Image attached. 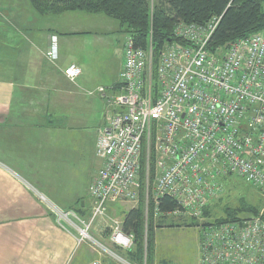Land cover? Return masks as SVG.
I'll use <instances>...</instances> for the list:
<instances>
[{
  "label": "built area",
  "instance_id": "built-area-1",
  "mask_svg": "<svg viewBox=\"0 0 264 264\" xmlns=\"http://www.w3.org/2000/svg\"><path fill=\"white\" fill-rule=\"evenodd\" d=\"M217 23L218 18L205 27L179 22L174 34L184 43L164 46L154 68L151 42L143 49L127 36L116 89L97 88L112 112L98 130L100 165L88 186L90 214L85 219L51 206L57 220L77 232V244L90 238L103 252L88 264H133L114 248L133 246L119 219L111 221V247L88 232L110 202L137 205L142 191L146 208L152 199L158 212L159 199L168 196L179 209L165 214L194 220L202 264H264L262 213L204 216L230 174L264 196V32L210 51L207 42ZM51 48L48 55L55 59V36ZM63 73L73 81L82 70L72 63Z\"/></svg>",
  "mask_w": 264,
  "mask_h": 264
},
{
  "label": "crops",
  "instance_id": "crops-1",
  "mask_svg": "<svg viewBox=\"0 0 264 264\" xmlns=\"http://www.w3.org/2000/svg\"><path fill=\"white\" fill-rule=\"evenodd\" d=\"M43 2L40 12L31 0H0V264H88L91 258L77 246L75 230L59 222L51 206L83 218L90 214L88 186L100 165L98 130L112 112L97 88L115 87L123 65L122 50L109 64L106 35L124 30L104 14L55 13L52 0ZM54 36L55 59L48 55ZM72 63L82 70L73 81L63 73ZM140 199L147 215L143 191ZM152 204V253L146 264H175L164 254L173 246V231L184 227L196 230L177 262L202 264L199 229ZM136 206L110 202L92 235L109 243L108 223H122Z\"/></svg>",
  "mask_w": 264,
  "mask_h": 264
},
{
  "label": "trees",
  "instance_id": "trees-1",
  "mask_svg": "<svg viewBox=\"0 0 264 264\" xmlns=\"http://www.w3.org/2000/svg\"><path fill=\"white\" fill-rule=\"evenodd\" d=\"M52 12L85 11L101 13L118 21L135 46L146 49L151 42L153 47V68L156 66L159 53L169 43H184L174 34L179 22L198 24L205 27L213 18H218L207 42V49L215 51L229 42L246 38L257 32H264V0H52ZM33 6L44 12L43 0H31ZM150 41V42H149ZM155 57V58H154ZM156 59V61H155ZM161 214L179 209L178 204L168 196L159 199L157 205ZM153 204L148 203L147 215L142 199L136 207L124 216L121 229L133 235V250L124 251L126 258L135 264H143L144 245L146 258L152 253L150 219ZM251 212L259 213L250 208ZM208 216V210L204 211ZM264 217V214H263ZM233 219L230 212L221 219ZM189 226H195L193 219H185Z\"/></svg>",
  "mask_w": 264,
  "mask_h": 264
},
{
  "label": "rangeland",
  "instance_id": "rangeland-1",
  "mask_svg": "<svg viewBox=\"0 0 264 264\" xmlns=\"http://www.w3.org/2000/svg\"><path fill=\"white\" fill-rule=\"evenodd\" d=\"M126 35L127 33L124 31L107 33L106 50H105V47L103 49L105 50L106 58L111 59L112 63H109V64L112 65L113 62L115 63L119 60L116 58L119 56L120 50L123 51V45H124V40H125ZM221 181L223 182V192L216 200L212 201L211 205L207 209L208 216L204 215L205 217L221 219L225 215H228V212H230L231 216L243 217V218L253 217L260 213L264 214V196L260 194V192L256 188H254L251 184L247 183L244 179H242L239 175L235 173L222 178ZM130 204L133 205L134 203L130 202ZM118 206H119V209L121 210V206L119 204ZM250 208L257 210L259 213L251 212ZM177 214H174V215L171 214L168 217H171L173 219L175 218L174 220H176V217H177L176 222L182 221V219H185V218L189 220V217L183 214H179V213ZM102 218L95 219L91 225L92 226L95 225L97 220L102 219ZM85 219H87V216L85 217ZM108 225H111V222H109ZM89 230H90V232H88L89 235H91L93 239L99 241L97 238H95L92 235L91 229ZM195 230H196L195 227L193 228L184 227L183 229H176L175 231H173V240H174L173 246L168 249V252H166L164 256L167 259H170V261L174 262L175 264H178L177 262L178 256L180 258H184L185 253H186L184 250L183 244L190 237V234H191L190 232L195 231ZM108 232H109V229H108ZM110 232H111V229H110ZM75 233H76V236L78 237L76 231ZM103 244L108 247H111L110 242L103 243ZM77 246L81 247L85 251L86 256H88L89 259L91 258V260L97 257H100L97 255L96 253L97 251L103 254V252L99 249V247L90 238H85L84 242L82 241V243L78 244ZM114 248H116L117 250L118 249L123 250L121 248H118L115 245H114ZM145 250H146V245H144V261H143L144 264H146V261H145L146 251ZM160 253H163V252H160ZM119 254L122 257H124L125 260H127L123 252H119ZM161 255L163 254H160L159 256ZM106 260L108 259H103L105 264L107 262Z\"/></svg>",
  "mask_w": 264,
  "mask_h": 264
},
{
  "label": "bare ground",
  "instance_id": "bare-ground-1",
  "mask_svg": "<svg viewBox=\"0 0 264 264\" xmlns=\"http://www.w3.org/2000/svg\"><path fill=\"white\" fill-rule=\"evenodd\" d=\"M193 24H195V23H193ZM196 25H198V24H196ZM245 38V37H244ZM210 40V39H209ZM181 43V42H180ZM208 46V45H207ZM155 58V57H154ZM155 61H156V59H155ZM180 214V213H179ZM178 215V214H177ZM73 219V218H72Z\"/></svg>",
  "mask_w": 264,
  "mask_h": 264
}]
</instances>
